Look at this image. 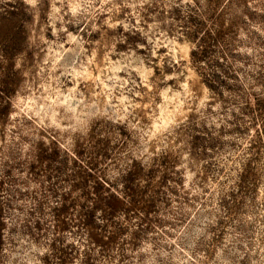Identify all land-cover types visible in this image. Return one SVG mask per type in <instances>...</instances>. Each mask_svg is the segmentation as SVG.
Masks as SVG:
<instances>
[{"label":"rangeland","instance_id":"rangeland-1","mask_svg":"<svg viewBox=\"0 0 264 264\" xmlns=\"http://www.w3.org/2000/svg\"><path fill=\"white\" fill-rule=\"evenodd\" d=\"M200 25L264 95V0H0V264H264V109L205 85Z\"/></svg>","mask_w":264,"mask_h":264},{"label":"trees","instance_id":"trees-1","mask_svg":"<svg viewBox=\"0 0 264 264\" xmlns=\"http://www.w3.org/2000/svg\"><path fill=\"white\" fill-rule=\"evenodd\" d=\"M189 19H191V17H189ZM187 34H189L190 38L195 43V48L194 50L191 51L190 54L192 64H196L197 66L204 65V67L207 68V70L209 69V72H199L205 85L210 90L217 93L218 96L221 95L223 89H226L231 93H240V95H242L241 97H239L241 102L236 107L240 112V116L242 117L247 115L248 112L253 109L262 112L264 109L263 92L259 94H255L252 91L255 88V86H258L261 83L259 77L260 75L259 74H257V76L249 75L250 76L249 78L251 79V81H253L251 82L252 85L251 83H249L248 84L249 87L245 89L246 92L243 91L240 80V77L243 76V72L240 71L239 68H237L238 64H235L236 65L235 69H231L233 66H228V65L223 66L219 64V62H213L209 66L208 65L206 66L205 64V62L208 61L207 56L213 52V50H210V47L215 45V43H217L218 41L217 32L215 33L213 32L212 35V33L211 34L208 33L200 25L199 27H197L196 30H194L191 33L189 32ZM227 52H229V50H227L226 53L223 56H221L222 61L228 58ZM225 80L232 81V83H234L232 85L234 88L231 86H226L224 84ZM234 117L236 118L237 116L234 115ZM141 171L142 168L141 169L135 168L130 170L128 173L123 174L120 177L123 181L121 186L114 184H107V183L95 184L92 187L94 191L93 193L98 196L104 194L102 200L108 205V208L110 209V213L115 214L117 212H122V211L124 212L127 210L128 206L132 202V199L135 197L137 191L136 185L131 184L133 183L132 179L134 177H139ZM119 187L121 188V190ZM13 192L16 193V196L18 195V193L19 195L21 194L19 190H14ZM152 203H153L152 200L150 199L147 200L145 202L146 206H144V208L148 210L150 205H152ZM93 212L94 211L92 210V213ZM88 217L89 215L87 216V218Z\"/></svg>","mask_w":264,"mask_h":264}]
</instances>
